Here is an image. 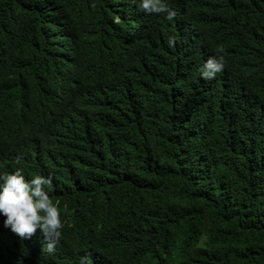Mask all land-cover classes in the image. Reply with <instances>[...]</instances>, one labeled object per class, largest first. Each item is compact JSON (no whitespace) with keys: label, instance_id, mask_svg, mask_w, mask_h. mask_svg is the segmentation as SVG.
<instances>
[{"label":"trees","instance_id":"trees-1","mask_svg":"<svg viewBox=\"0 0 264 264\" xmlns=\"http://www.w3.org/2000/svg\"><path fill=\"white\" fill-rule=\"evenodd\" d=\"M138 3L0 0V160L66 221L0 264H264V0Z\"/></svg>","mask_w":264,"mask_h":264},{"label":"clouds","instance_id":"clouds-1","mask_svg":"<svg viewBox=\"0 0 264 264\" xmlns=\"http://www.w3.org/2000/svg\"><path fill=\"white\" fill-rule=\"evenodd\" d=\"M138 7L147 14H164L168 21L176 15L167 0H139ZM174 43L175 38L169 37V46ZM227 61L228 57L218 54L209 57L199 69L201 79L220 77ZM11 158L0 160V226L6 228L5 234L9 238L15 233L24 241L36 240L42 250L57 253L62 248L59 246L66 221L62 220L58 206L50 199L51 179L40 175L29 177L22 169H9ZM79 264H90V257L87 254L81 256Z\"/></svg>","mask_w":264,"mask_h":264}]
</instances>
